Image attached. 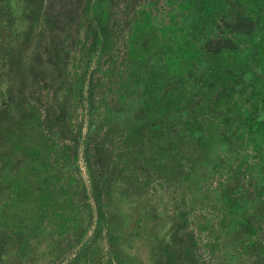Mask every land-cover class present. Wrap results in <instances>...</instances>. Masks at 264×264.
<instances>
[{"label":"rangeland","instance_id":"1","mask_svg":"<svg viewBox=\"0 0 264 264\" xmlns=\"http://www.w3.org/2000/svg\"><path fill=\"white\" fill-rule=\"evenodd\" d=\"M254 1L221 0L238 14L213 9L209 33L260 28ZM92 7L107 9L102 58L86 52ZM189 13L183 0H0V264H264V135L239 120L190 132L222 90L216 70L164 75L184 89L185 123L172 113L153 141L123 84L134 26L159 47ZM230 38L204 40L207 57Z\"/></svg>","mask_w":264,"mask_h":264},{"label":"trees","instance_id":"2","mask_svg":"<svg viewBox=\"0 0 264 264\" xmlns=\"http://www.w3.org/2000/svg\"><path fill=\"white\" fill-rule=\"evenodd\" d=\"M183 2L190 13L178 26L170 23L161 29L153 41L157 46L158 44L161 46L152 47L142 42L141 36L150 28L149 23L143 26L135 25L128 40L129 56L134 62L132 61V71L124 76L123 84L128 89L139 88L141 115L139 127L142 129L148 127L146 140L153 141V136L167 133L169 127L167 122L173 116L172 113L180 119V123H185L184 113L181 112L180 107L182 101L184 102V89L183 92H178L176 88L171 90L164 88L163 78L166 73L183 75L190 65L197 68L201 66V70L207 67L216 70L215 76L212 77L222 85V90L218 91L215 100L212 97H204L206 109L201 111L200 115H190L191 119L188 122H192L193 125L190 130L192 135L204 136L212 131L219 133L225 123L233 124L235 120H239L240 127L243 126L254 138L256 134L264 135V39L260 41L264 37V24L255 29L256 31L253 30L239 37L227 30H222L220 33L212 31L211 34L209 27L211 23H216L213 9L222 11L221 18L225 21L231 15L229 12L236 16L238 14L225 10L231 4L221 0H183ZM254 2L259 3L258 0ZM89 16L91 19L85 31L86 52L89 57L91 55L93 58H102L107 9L92 7ZM219 35L222 38L231 37V40L232 37L235 38L229 44L220 43L213 50L215 56L208 58L207 53L210 52L204 50V40ZM226 46L235 49H230L228 53L224 48ZM139 63L140 66H137ZM248 77L252 78L248 79ZM189 80L183 84L185 89H190L186 85ZM126 98L121 97L122 100ZM217 111L220 114L214 118L222 122L211 120L212 114Z\"/></svg>","mask_w":264,"mask_h":264}]
</instances>
